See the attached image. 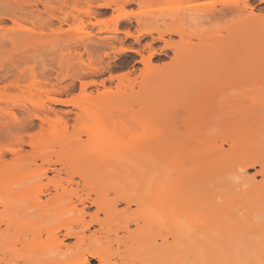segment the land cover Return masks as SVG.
Here are the masks:
<instances>
[{
    "label": "rangeland",
    "instance_id": "rangeland-1",
    "mask_svg": "<svg viewBox=\"0 0 264 264\" xmlns=\"http://www.w3.org/2000/svg\"><path fill=\"white\" fill-rule=\"evenodd\" d=\"M0 29V195L28 172H103L127 159L153 161L167 174L168 195L185 183L179 171L200 128L187 94L264 78V0H0ZM118 101L126 104L113 115ZM89 102L111 109L83 113ZM118 128L138 145L119 146ZM102 129L110 134L79 146ZM259 171L248 174L258 182ZM74 240L65 239L68 254L80 251Z\"/></svg>",
    "mask_w": 264,
    "mask_h": 264
},
{
    "label": "bare ground",
    "instance_id": "bare-ground-1",
    "mask_svg": "<svg viewBox=\"0 0 264 264\" xmlns=\"http://www.w3.org/2000/svg\"><path fill=\"white\" fill-rule=\"evenodd\" d=\"M208 85L187 94L194 100L186 110L198 119L191 124L199 121L200 128L179 171L185 176L182 187L167 195V174L151 160L113 162V169L103 172L62 175V169L49 167L53 176L48 169L19 175L0 195V264H167L169 237L174 264H199L214 256L217 264H249L247 255L252 264H264V78ZM247 103L256 107L244 109ZM124 104L115 103L113 115ZM106 107L111 109L89 102L79 108L102 114ZM109 134L93 130L78 144ZM114 135L119 146L138 145L126 139L124 128ZM256 166L258 182L248 174ZM89 205L94 212L86 210ZM67 238L75 239L77 254L67 253L73 247Z\"/></svg>",
    "mask_w": 264,
    "mask_h": 264
}]
</instances>
